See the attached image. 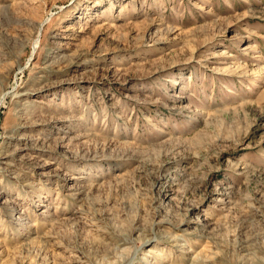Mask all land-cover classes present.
I'll return each instance as SVG.
<instances>
[{
	"label": "rangeland",
	"instance_id": "1",
	"mask_svg": "<svg viewBox=\"0 0 264 264\" xmlns=\"http://www.w3.org/2000/svg\"><path fill=\"white\" fill-rule=\"evenodd\" d=\"M0 264H264V0H0Z\"/></svg>",
	"mask_w": 264,
	"mask_h": 264
}]
</instances>
